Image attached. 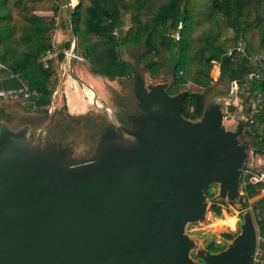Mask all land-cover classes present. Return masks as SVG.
Masks as SVG:
<instances>
[{"label":"water","instance_id":"water-1","mask_svg":"<svg viewBox=\"0 0 264 264\" xmlns=\"http://www.w3.org/2000/svg\"><path fill=\"white\" fill-rule=\"evenodd\" d=\"M167 87L136 75L142 113L125 127L104 106L121 131L107 127L86 159L34 134L31 122L0 121V264H197L193 250L204 264H253L258 228L250 211L220 252L185 233L205 220L207 187L218 185L221 203H239L245 119L226 128L213 91L201 117L189 120V91L169 95ZM92 104L99 110L95 95Z\"/></svg>","mask_w":264,"mask_h":264},{"label":"trees","instance_id":"trees-1","mask_svg":"<svg viewBox=\"0 0 264 264\" xmlns=\"http://www.w3.org/2000/svg\"><path fill=\"white\" fill-rule=\"evenodd\" d=\"M70 7L68 0H0V82L9 81L11 87L6 89L25 83L34 93L30 99L2 100L0 118L8 116V108L29 101L47 113L58 83L57 63L64 56L60 53L47 69L38 60L52 47L54 32L63 28L69 31L70 39L59 50L70 49L75 36L76 52L85 59L92 75L110 81L134 80L140 74L125 55L133 47H140L137 61L151 77L162 70L170 76L166 88L169 95L181 92L185 85L200 89L189 91L182 101V114L189 120L201 117L206 94L214 88L209 70L214 61L218 62V84L236 81L239 94L248 92L244 101L247 110L259 100L261 109L246 135L255 151H264V75L261 80L248 82L247 76L255 66L225 54L240 41L246 52L264 53V0H77ZM62 9L66 16L59 22ZM227 30L232 31V37L223 36ZM176 33L177 41L172 37ZM64 111L67 113L66 106ZM210 187L204 193L211 199L214 195ZM256 191V187H248L247 198ZM251 209L263 239L259 243V264H264V197L253 202ZM237 234L224 237L231 241ZM225 248L215 241L206 246L211 253Z\"/></svg>","mask_w":264,"mask_h":264},{"label":"rangeland","instance_id":"rangeland-1","mask_svg":"<svg viewBox=\"0 0 264 264\" xmlns=\"http://www.w3.org/2000/svg\"><path fill=\"white\" fill-rule=\"evenodd\" d=\"M76 2L77 0H68L69 7H73ZM65 16L66 13L64 12V9H62L58 15L57 21H63ZM57 33L54 32L52 42H56L58 49H62L64 44L70 39V34L68 30L64 29V31H62L63 38L59 34L58 36H60V38L58 39L56 38ZM223 36L230 38L233 36V33L231 30H227L224 32ZM141 52L142 48L133 47L129 50L128 54L125 55V58H130L135 63L138 73L145 80L146 84L166 83L169 85L171 78L165 73V71L162 70L156 77H151L145 66L137 61ZM61 71L62 70L57 66L58 83L53 92L51 104L47 113L36 109L29 101L23 103L21 106L8 108L5 112L8 116H2L0 121H4L12 128L18 127L24 122H31L34 134H37L41 130L48 140H52L53 137L62 134L65 138L64 141L69 140L76 142V148L80 145L81 148H84L88 145L90 140L89 147L91 149L94 146V141L98 134L96 125L101 122H108V113H110L111 117L110 110L103 113L101 112L103 111V107L108 106L117 113V111L122 109L123 104H125L128 109L135 104L136 99L133 94L134 80L129 78L110 81L99 76H94L89 72L85 59L81 62L73 61L70 67L65 66L63 73ZM209 75L212 79L211 84L214 88L211 92L206 94V99L213 91H217V100L219 103L225 104L226 102H231L227 107L228 115H226V118H228L224 120V125L228 129H233L235 128L237 121L241 117L246 116L245 112L247 108L244 101L248 96V92L244 91L238 94L237 97L231 96L229 94V86L227 82L220 84L217 83L219 68L215 64L210 68ZM215 77H217L216 82L213 81V78ZM69 78L76 80L78 86L72 87V85H66L65 83ZM8 85V80L0 82V89L11 87ZM88 87L96 97V106L99 110L92 104L89 105L86 113L78 116H68L64 111V106H66L67 101L64 92L67 90L68 93H70L73 107L75 103L80 106V104H83L82 102L84 99L89 100V98L84 95V91L89 89ZM182 88V91H200V89L192 85H185ZM234 102H236L238 106L232 105ZM1 103L2 100L0 99V104ZM53 112H55V115L53 114L54 117H51L50 115H52ZM48 113L50 117H48ZM240 141L249 142L248 136L244 133L240 138ZM249 146H251V144H249ZM81 148H79V150H81ZM210 192L214 197L211 199L207 198V210L204 222L189 224L185 229V233L192 238L198 248L201 249H206V246L210 241H215L218 244L227 246L230 241L226 240L224 235L236 232L239 233L243 219L242 217L246 211L251 212L256 224L251 204L262 198L251 197L245 199L240 197L238 204L229 201L221 203L218 199V185H212L210 187ZM213 204H216L217 207L214 208ZM190 256L197 264H204L203 262H200V259L195 257V250L190 253Z\"/></svg>","mask_w":264,"mask_h":264},{"label":"built area","instance_id":"built-area-1","mask_svg":"<svg viewBox=\"0 0 264 264\" xmlns=\"http://www.w3.org/2000/svg\"><path fill=\"white\" fill-rule=\"evenodd\" d=\"M175 41L179 39V34L176 33L172 36ZM62 53L64 59L57 63L58 68L62 70L63 73L65 70V66L70 67L72 61H83V58L77 54L76 51L73 50V44L71 45L70 49H63L59 50L57 48L56 42L52 44V47L42 53L39 57V62L41 63L44 69L49 68L50 62L56 60L59 54ZM227 57H232L236 59H246L250 61L254 66L255 70L248 74L247 81L252 82L254 80H261L264 75V53H259L258 55H253L245 50V45L240 41L232 48H229L226 51ZM214 64L218 66V62L214 61ZM58 75V73H57ZM213 81H217V77L213 78ZM229 94L231 96L237 97L239 94L240 88L236 81H231L229 83ZM34 93L30 91L27 84L22 83V85L18 88L13 89H0V99L1 100H16L19 98L30 99ZM261 95L258 94L257 98ZM231 102H226L224 104V113L225 117L228 115L227 107L230 105ZM232 105L238 106L236 102L232 103ZM261 109V104L257 99L251 106L249 110H246V116H243L245 119L244 125V133L250 131V125L253 122V118L256 113H258ZM256 187L257 191L253 197H264V151L257 152L251 146L247 149V156L244 160L242 169H241V176L239 181V194L240 197L247 198V188L248 187ZM249 199V198H247ZM262 238L260 237L259 233L257 234V248L255 253L252 257L253 264H259L261 261V252L259 249V243L262 242Z\"/></svg>","mask_w":264,"mask_h":264},{"label":"flooded vegetation","instance_id":"flooded-vegetation-1","mask_svg":"<svg viewBox=\"0 0 264 264\" xmlns=\"http://www.w3.org/2000/svg\"><path fill=\"white\" fill-rule=\"evenodd\" d=\"M134 94V93H133ZM135 97V96H134ZM103 111H101L102 113L103 112H107V109H102ZM118 113V114H117ZM117 113H115L113 111V114L117 120V122L122 125V126H125V127H129L130 126V120L129 118L131 116H137V115H140L142 113V107L138 104V101L136 100L135 104H133V106H130L129 109L126 107L125 104L122 105V109H120L119 111H117ZM108 117H109V121L108 122H101L99 124H97V129H98V134H97V137L94 141V146L90 149L89 145H90V140L88 142V145L85 146L84 148H81L80 146L78 148H76V142L74 141H64L65 138L64 136H62V134L60 135H57L55 137L52 138V140H61L62 144L63 145H69L71 146V151H72V157L75 159V160H79V159H86L88 158L94 147H95V143L99 137V135L104 132V130L107 128V127H111L112 129H114V131L116 132H120L121 129L118 128V127H115L114 126V123H113V120H112V116L110 117V113L107 114ZM97 123V122H96ZM79 148H81V150H79Z\"/></svg>","mask_w":264,"mask_h":264},{"label":"crops","instance_id":"crops-1","mask_svg":"<svg viewBox=\"0 0 264 264\" xmlns=\"http://www.w3.org/2000/svg\"><path fill=\"white\" fill-rule=\"evenodd\" d=\"M62 31H64V29L63 28H58L55 32L57 33V35H56V38H60V36H58L59 34L62 36V38H63V35H62ZM57 48H58V46H57ZM95 76V75H94ZM66 85L68 84V85H72V87H74V86H78V83H77V81L76 80H74V79H72V78H69V79H67V81H66V83H65ZM65 95H66V99H67V101H66V110H67V114H68V116H78V115H81V114H84V113H86L87 111H88V107H89V105H92V101H90V100H83V104H80V106L79 105H77L76 103H75V105H74V107L72 106L73 104H72V97H71V95H70V93H68V91L66 90L65 92Z\"/></svg>","mask_w":264,"mask_h":264},{"label":"bare ground","instance_id":"bare-ground-1","mask_svg":"<svg viewBox=\"0 0 264 264\" xmlns=\"http://www.w3.org/2000/svg\"><path fill=\"white\" fill-rule=\"evenodd\" d=\"M88 88H89V87H88ZM84 95H86V96L89 98L90 101H92L93 98H94V93L91 91L90 88H89V89H86V90L84 91ZM232 224H233V222H232ZM230 225H231V224H230Z\"/></svg>","mask_w":264,"mask_h":264}]
</instances>
